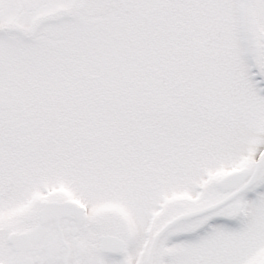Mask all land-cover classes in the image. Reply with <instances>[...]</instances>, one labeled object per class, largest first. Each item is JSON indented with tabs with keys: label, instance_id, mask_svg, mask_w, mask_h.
Listing matches in <instances>:
<instances>
[{
	"label": "snow or ice",
	"instance_id": "1",
	"mask_svg": "<svg viewBox=\"0 0 264 264\" xmlns=\"http://www.w3.org/2000/svg\"><path fill=\"white\" fill-rule=\"evenodd\" d=\"M0 264H264V0H0Z\"/></svg>",
	"mask_w": 264,
	"mask_h": 264
}]
</instances>
